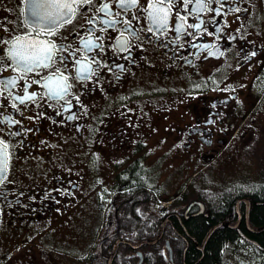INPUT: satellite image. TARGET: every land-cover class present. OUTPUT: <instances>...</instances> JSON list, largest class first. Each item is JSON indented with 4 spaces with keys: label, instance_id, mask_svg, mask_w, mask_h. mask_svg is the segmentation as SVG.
I'll return each mask as SVG.
<instances>
[{
    "label": "flooded vegetation",
    "instance_id": "af4514ba",
    "mask_svg": "<svg viewBox=\"0 0 264 264\" xmlns=\"http://www.w3.org/2000/svg\"><path fill=\"white\" fill-rule=\"evenodd\" d=\"M147 3L140 0L142 6ZM237 6L240 12L217 17L216 22L222 25L219 39L207 33L197 34L195 43L216 45L209 49H219L214 56L190 48L183 39L179 41L183 47L175 52L171 45L161 47L160 43L175 37L174 32L160 41L151 33L141 32L142 40L129 37L131 60H125L128 53L112 47L119 33L98 31L96 35L104 37L105 45L99 58L109 65L124 64L125 70L117 79L115 71L102 68L99 85L74 83L72 92L80 93L85 106L73 108L80 114L77 119H66L68 112L57 114L62 111L63 101L49 106L46 98H38L36 103L41 107L29 102L27 107L21 105L19 112L10 106L11 97L0 98V104L6 106L5 115L13 114V119L21 122L15 126L0 124V138L10 143L11 181L5 186L6 199H0V264H61L51 260L48 252L42 256L40 248L61 252L68 244L81 259L75 264H84L85 257L88 263H97L99 257L105 260L115 245L111 264H145L147 250L158 254L164 263L185 264L188 240L182 220L207 216L210 192L195 195L183 209L173 201L156 215L149 214L146 202L137 197L168 193L164 179L169 174L163 175L159 166L164 161L189 177L228 153L224 168L230 169L264 139V0H236L228 5ZM87 7L80 11L87 12ZM112 7L115 9V5ZM212 15L206 13L203 19L207 21ZM193 22L189 18L188 23ZM171 23H176L174 14ZM87 26L85 17L78 12L72 23L50 37L41 32L39 39L59 41L67 37L75 41V33ZM136 27L146 28L145 21L141 19ZM208 31L215 32V28L209 25ZM29 32L35 35L26 19L24 0H0V38ZM187 39L191 41L192 37ZM4 47L0 46V55ZM3 75L14 73L9 69ZM23 86L21 80L19 87ZM33 91L42 94L45 90L32 84L29 92ZM17 130L20 135H11ZM100 174L107 177L108 183L94 190V176ZM244 180L247 179L230 181L223 189L226 194H245L234 201L236 218L228 219L237 222V229L245 227L246 206L249 218L253 192L264 178ZM171 188L173 194L179 183ZM99 216L100 222L108 226L100 241L96 239ZM143 223L157 225L156 234H147L146 229L140 232L132 226ZM161 223L162 236L155 244L135 250L128 245L132 240L138 243L155 238ZM174 224L182 228L178 230ZM87 236L93 238L90 246L85 244ZM190 239L198 249L197 241ZM174 242L183 249H177ZM240 242L237 246L244 248L237 255L234 249L222 264H229L232 255L235 264H264V247L246 234ZM24 243L31 250L21 251ZM47 243L50 247L45 246ZM35 251L41 256L37 257Z\"/></svg>",
    "mask_w": 264,
    "mask_h": 264
},
{
    "label": "snow or ice",
    "instance_id": "6c2138e0",
    "mask_svg": "<svg viewBox=\"0 0 264 264\" xmlns=\"http://www.w3.org/2000/svg\"><path fill=\"white\" fill-rule=\"evenodd\" d=\"M24 3L29 7L30 26L35 35L29 32L12 38H0V46H6L4 54L0 55V98L11 97L10 106L19 112H22L21 105L27 107L29 102L36 103L38 98H46L49 106L61 104L63 101L62 111L57 114L70 113L66 117L68 120L79 118L80 114L73 112L74 107H85L80 100V93L72 92L75 82L99 85L102 68L108 69L109 72L115 71L117 79L119 73L125 70L124 64L109 65L107 61L99 58V53L104 51L105 45L104 37L96 35L98 31L104 33L110 29L119 33L112 47L118 52H127L125 60H131L129 37L142 40L141 32L151 33L157 41L166 37L169 32H174L175 37L160 43L161 47L171 45L175 52L183 47L179 43L183 39L190 48L208 51L210 56H214L219 49H216V52L209 49L216 48V45L195 43L199 39L197 34L207 33L219 39L222 25L216 22L217 17L241 11L238 6L228 7L235 4L236 0H148L146 6H142L140 0H100L98 4L95 0H24ZM112 5H115V9ZM85 6H88L87 12L80 11ZM78 12L85 17L88 26L82 32L75 33V41H69L67 37H61L59 41L39 39L41 32L45 37H50L72 23ZM206 13L214 15L205 21L203 16ZM173 14L176 19L174 25L171 23ZM189 18L194 22L188 23ZM141 19L146 23L144 29L136 27ZM209 25L215 28V32L208 31ZM189 36L192 37L191 41L187 39ZM251 54L256 55L255 52ZM9 69L14 75L4 76L3 73ZM45 72L46 74H42ZM37 76L40 79H35ZM21 80L24 81L22 88L19 87ZM32 84L45 91L42 94L29 92ZM16 89L19 91H14ZM36 106L42 105L36 103ZM0 109H5L0 111V124L15 126L21 123L13 119V114L5 115V105L0 104ZM11 135H20V131L12 132ZM9 147L10 143L0 138V199H6L8 193L5 186L6 183H11L8 180Z\"/></svg>",
    "mask_w": 264,
    "mask_h": 264
},
{
    "label": "trees",
    "instance_id": "16d2710c",
    "mask_svg": "<svg viewBox=\"0 0 264 264\" xmlns=\"http://www.w3.org/2000/svg\"><path fill=\"white\" fill-rule=\"evenodd\" d=\"M131 179L133 180L134 178L131 177ZM255 189L256 190L253 192L254 194L251 198V203L253 205L249 212V223L252 227L259 228L264 226V180L259 186H256ZM241 195L245 194L240 191L228 194L224 192H222V194L214 193L212 199L207 198V204L209 207L207 216L199 215L182 220V224L187 233L186 238L188 240V245L185 249V264H222L224 257L233 249L239 240L238 230L243 234L254 238L262 247H264V230L257 234H252L246 231L244 225H240L239 229H230L223 225L215 228L204 244L202 253L194 246L190 239V237H193L197 241L198 246H200L205 234L211 227L221 222H225V220L228 221V219L233 221L236 218L234 201ZM174 226H176L178 230L182 228L177 224H174ZM134 227L138 228V231L140 232L146 229V226L143 224H136ZM156 230L157 225H148L147 234L150 232V234L156 233ZM139 236L143 237L140 233ZM174 246L179 250L183 249V245L181 247L178 242H174ZM174 259H176V257H174ZM144 262L145 264H174L162 262L160 256L152 250H147ZM92 264H105V260L104 258L99 257L98 262Z\"/></svg>",
    "mask_w": 264,
    "mask_h": 264
},
{
    "label": "rangeland",
    "instance_id": "374dc122",
    "mask_svg": "<svg viewBox=\"0 0 264 264\" xmlns=\"http://www.w3.org/2000/svg\"><path fill=\"white\" fill-rule=\"evenodd\" d=\"M229 160L228 153H223L216 157L215 162L210 166L205 168L202 173L199 174L196 178L190 177L187 180V173H183L182 170H175L172 167V163L168 161H164L163 164H160L159 166L162 167V174L167 176V178L164 179V185H166L167 192L172 193L173 188L172 185H175L176 183H179V187L181 188V192L179 199L177 200L179 203L189 200L190 195L193 192V190H203V191H217L220 192V190H223L226 186L230 185V181L239 182L243 179H247L244 181H249L251 178H259L262 180L264 178V139L257 141V143L254 145L252 150H250L249 155L245 156V159H240L239 162H237L236 166H233L230 169L224 168V165L227 164ZM170 166V167H169ZM169 181V183H168ZM193 183L191 186H188ZM108 183L107 177L103 178V175L100 174L98 177L94 176V190H101L106 186ZM200 183V184H199ZM208 185L209 188L206 190V188L203 187V185ZM195 184H198L197 187H195ZM176 192V191H175ZM183 192V193H182ZM123 196V195H122ZM156 196V197H155ZM163 194L157 193L156 195H151L148 199V203L146 204V210L147 212L153 213L156 215L158 211L160 212L161 204H164V207L169 206L170 202L165 201L162 199ZM166 196V195H165ZM123 198V197H121ZM141 198L140 196L137 197ZM104 216V213H102ZM100 222V216L98 223ZM131 222H133L131 220ZM105 226L104 221H101L100 226L98 227V230L96 231V239L100 241V235L102 234L103 228ZM95 233V232H94ZM93 233V236H94ZM86 239V246H90L92 243L93 238L90 236L85 237ZM97 240L95 242H97ZM28 246V247H27ZM45 246L50 247V244L47 243ZM31 247L29 244L24 243L22 245L21 251H27ZM70 244L66 245V247L61 252H55L53 250L50 251L49 248H40V250H43L44 253H42V256H46L47 252L50 253V259L51 260H58L61 261V264H75L79 257L77 256L78 252L72 248ZM244 247L241 245L236 247V251H234V254L237 255L238 251H241ZM249 249V248H247ZM31 250V249H30ZM46 250V251H44ZM60 251V250H59ZM35 254L37 257H40L36 251ZM84 259L83 263H87V258ZM229 264H235L234 255L229 257ZM234 260V261H233ZM47 261L50 263L49 258ZM81 261V259H79Z\"/></svg>",
    "mask_w": 264,
    "mask_h": 264
},
{
    "label": "water",
    "instance_id": "95a60500",
    "mask_svg": "<svg viewBox=\"0 0 264 264\" xmlns=\"http://www.w3.org/2000/svg\"><path fill=\"white\" fill-rule=\"evenodd\" d=\"M26 19H27L28 22H30V18H29V7H28V5H26ZM244 222H245V227H246V229H247L250 233L257 234V233H259V232H261V231L264 230V226L259 227V228H255V229L250 227L249 222H248V206L246 207L245 216H244ZM162 225H163V224H162ZM221 225H223V222L220 223V224L214 225L213 227H211V228L207 231V233L205 234V237L203 238V240H202V242H201L200 247L198 248L199 250H202V249H203L204 244H205L206 241L208 240V238H209V236L211 235V233L215 230V228H217V227H219V226H221ZM226 226L229 227L230 229L236 228V226H237V222H236L234 225H230L229 223H227ZM161 233H162V231L160 230L159 235H158L154 240H152V241H149V240H143V241H141L140 243H138L137 245H132L131 243H128V245L131 246V247L134 248V249H137L139 246H141V245H143V244H148V245L153 244V243H155L157 240H159V238L161 237ZM115 249H116V245H115V247H114V249H113L112 254L110 255V257H108L106 264H111V263H112L113 257H114V255H115ZM139 255H140V254H139Z\"/></svg>",
    "mask_w": 264,
    "mask_h": 264
}]
</instances>
